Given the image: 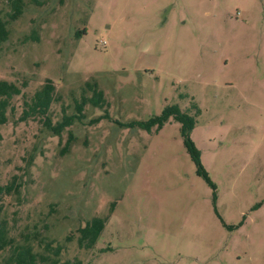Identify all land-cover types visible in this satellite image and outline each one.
Masks as SVG:
<instances>
[{
	"label": "rangeland",
	"instance_id": "374dc122",
	"mask_svg": "<svg viewBox=\"0 0 264 264\" xmlns=\"http://www.w3.org/2000/svg\"><path fill=\"white\" fill-rule=\"evenodd\" d=\"M23 1L5 27L0 79L56 84L53 122L91 96L84 82L103 103H85L59 138L30 121L0 128V182L25 168L8 211L16 229L35 226L82 264H264V0ZM173 104L196 116L188 139L212 187L178 123H115ZM94 216L107 218L91 251L64 243Z\"/></svg>",
	"mask_w": 264,
	"mask_h": 264
},
{
	"label": "trees",
	"instance_id": "16d2710c",
	"mask_svg": "<svg viewBox=\"0 0 264 264\" xmlns=\"http://www.w3.org/2000/svg\"><path fill=\"white\" fill-rule=\"evenodd\" d=\"M8 7L5 15L7 19L0 18V44L6 40L7 30L6 24L18 18L25 5L23 0H4ZM36 1V0H30ZM81 32H76L75 37H79ZM84 88L91 92L89 98L80 97L78 102H74V114L61 116V119L53 122L51 120V106L60 102L61 98L57 92V86L49 79H44L41 83L32 87L25 78H17L15 81H7L0 79V128L9 122L26 123L34 122L40 125L52 136L60 137L62 132L69 128L74 121L83 119L81 113L85 103H89L93 107H101L103 97L100 90L96 89L95 82L83 83ZM19 107V114L14 118L16 108ZM63 112V109H61ZM105 116V115H104ZM195 114L190 115L185 111H181L177 105H166L160 113L152 116L145 121H131L128 123L115 122L119 127L137 128L146 132L159 130L169 120L179 124V133L183 140V147L190 156L196 167V174L201 176L204 181L212 187L206 174L202 170L198 162V153L188 139V132L196 123ZM96 122V120H93ZM72 135L66 130V139L60 148V154L67 151ZM25 167H28L33 160L32 154L26 152L21 157ZM14 172L2 177L0 182V264H82L81 260L74 257L71 260L61 259L65 253V246L50 240L47 241L35 226L32 230L22 227L16 229L11 213L8 211L17 204L20 205L19 192L21 188V177L24 172V166H13ZM9 215V217H8ZM106 216H94L88 220H83L74 230L69 231L64 237V243H70L74 240L77 250L91 251L96 239L102 231L106 221ZM86 264V263H84Z\"/></svg>",
	"mask_w": 264,
	"mask_h": 264
}]
</instances>
